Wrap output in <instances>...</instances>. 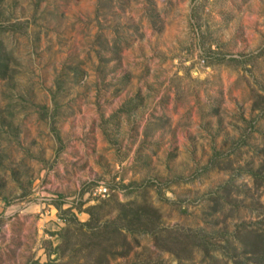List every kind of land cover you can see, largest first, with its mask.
Segmentation results:
<instances>
[{"label":"rangeland","instance_id":"obj_1","mask_svg":"<svg viewBox=\"0 0 264 264\" xmlns=\"http://www.w3.org/2000/svg\"><path fill=\"white\" fill-rule=\"evenodd\" d=\"M0 264H264V0H0Z\"/></svg>","mask_w":264,"mask_h":264},{"label":"built area","instance_id":"obj_2","mask_svg":"<svg viewBox=\"0 0 264 264\" xmlns=\"http://www.w3.org/2000/svg\"><path fill=\"white\" fill-rule=\"evenodd\" d=\"M106 189L105 188H100V193H105Z\"/></svg>","mask_w":264,"mask_h":264}]
</instances>
